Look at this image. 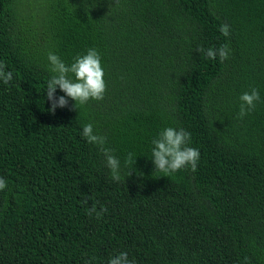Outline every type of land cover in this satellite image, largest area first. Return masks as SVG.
<instances>
[{"label": "trees", "instance_id": "16d2710c", "mask_svg": "<svg viewBox=\"0 0 264 264\" xmlns=\"http://www.w3.org/2000/svg\"><path fill=\"white\" fill-rule=\"evenodd\" d=\"M221 45L227 60L198 51ZM90 48L104 99L53 114L48 53L71 65ZM0 61L13 74L0 81V264H264V0H0ZM168 127L191 133L195 172L155 171Z\"/></svg>", "mask_w": 264, "mask_h": 264}, {"label": "clouds", "instance_id": "9594fccd", "mask_svg": "<svg viewBox=\"0 0 264 264\" xmlns=\"http://www.w3.org/2000/svg\"><path fill=\"white\" fill-rule=\"evenodd\" d=\"M220 32L223 36L229 35L227 25L220 26ZM199 52L209 59H215L217 55L223 60L229 58L230 49L228 45H221L219 49L204 48L198 49ZM47 59L50 65V76L47 82L46 97L51 102L49 109L53 114L57 108H65L68 106L69 99L76 103L86 105L90 100L102 101L104 99L107 85L104 80V69L101 64V56L94 48L87 50L86 54L74 57L71 65H66L58 55L49 52ZM72 74L71 76L69 74ZM74 77V78H73ZM13 79V74L6 71V65L0 61V81L8 85ZM57 88L64 93L63 96L57 97ZM240 106L238 118L243 119L256 108L257 102L260 100L259 91L252 88L250 92L243 93L240 97ZM83 137L90 144L97 145L102 151L106 165L110 170L113 181L121 180V161L113 154V150L104 147L106 138L95 134L93 125L86 124L82 130ZM191 133L184 129H175L172 127L162 130L158 138L152 141V163L156 172H162L167 175L175 173L181 169L190 167L193 172L197 170L200 152L197 148L189 147ZM134 154L128 153L124 160V166L128 169L127 177L132 174L133 165L135 164ZM6 188V181L0 177V191ZM106 209L97 211L93 206L88 210V215L95 213L97 219L102 218V213ZM94 259V258H93ZM86 264H92L88 260ZM108 264H134L129 259L127 252H120L115 257L109 258Z\"/></svg>", "mask_w": 264, "mask_h": 264}]
</instances>
